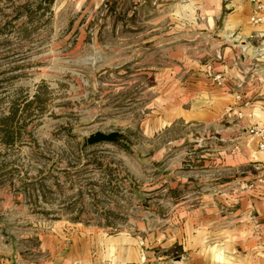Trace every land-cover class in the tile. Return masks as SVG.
<instances>
[{
  "label": "rangeland",
  "instance_id": "rangeland-1",
  "mask_svg": "<svg viewBox=\"0 0 264 264\" xmlns=\"http://www.w3.org/2000/svg\"><path fill=\"white\" fill-rule=\"evenodd\" d=\"M189 3L0 0L1 244L14 241L22 255L52 264L65 255L71 264L177 257L172 235L193 206L175 200L195 194L193 180L205 188L214 175L195 154L204 153V138L193 147L191 139L177 142L186 123L158 126L179 100L173 85L196 83L179 75L183 64L173 58L201 46L197 31L173 30L189 21L188 12L178 16ZM254 44L263 54L264 44ZM199 62L206 78L221 83L210 59ZM172 66L176 82L166 77ZM223 108L212 125L195 121L198 137L216 135L230 110ZM94 130L126 137L86 142Z\"/></svg>",
  "mask_w": 264,
  "mask_h": 264
},
{
  "label": "crops",
  "instance_id": "crops-1",
  "mask_svg": "<svg viewBox=\"0 0 264 264\" xmlns=\"http://www.w3.org/2000/svg\"><path fill=\"white\" fill-rule=\"evenodd\" d=\"M189 2L187 7L179 5L178 10L181 18L188 12L189 21L173 23V30L197 31L201 46L197 53L177 51L173 58L183 64L179 75L192 77L196 83L173 85L172 94H179V100L176 98L172 103L175 106L166 109L158 126L166 128L177 120L186 123L187 133L178 137L177 142L191 139L193 147L204 138V153L195 154L214 174L205 186L218 191H203L206 187L201 188L193 180L189 186L195 194L175 200L181 206L191 200L192 216L183 217L181 228L172 235L179 254L166 264H264V183L240 186L243 182L253 183L256 172L264 170V151L255 147L256 135L245 129L255 123L264 127V52L256 51L254 44L256 41L264 44V21L249 22V0ZM205 57L211 60L212 71L222 77L218 85L203 73V63L199 61ZM192 64L202 71H190ZM174 68L168 69L166 76L172 82L177 81ZM185 103L187 106H183ZM224 106L230 110L222 118L226 123L216 135L206 132L198 137L195 121L214 124L215 118L225 112ZM222 141L236 143L237 150L223 148ZM182 181L170 186L179 187ZM37 247L43 250L42 240L39 239ZM22 254L14 241L0 243V264L53 263L31 260ZM65 257L62 261L71 264V257Z\"/></svg>",
  "mask_w": 264,
  "mask_h": 264
},
{
  "label": "built area",
  "instance_id": "built-area-1",
  "mask_svg": "<svg viewBox=\"0 0 264 264\" xmlns=\"http://www.w3.org/2000/svg\"><path fill=\"white\" fill-rule=\"evenodd\" d=\"M251 3L250 12L248 14V20L251 23H258L264 21V0H249ZM219 77V73H215L213 78L217 79ZM248 133L252 135H256L257 140L255 143V147L260 150L264 151V127L260 124H250L247 125L246 128ZM256 183H264V170L257 171L253 183L246 182L242 183L240 186L242 187H250Z\"/></svg>",
  "mask_w": 264,
  "mask_h": 264
},
{
  "label": "water",
  "instance_id": "water-1",
  "mask_svg": "<svg viewBox=\"0 0 264 264\" xmlns=\"http://www.w3.org/2000/svg\"><path fill=\"white\" fill-rule=\"evenodd\" d=\"M119 137H126V135L119 130H94L86 134L85 140L88 143L98 142L99 140L116 141Z\"/></svg>",
  "mask_w": 264,
  "mask_h": 264
}]
</instances>
